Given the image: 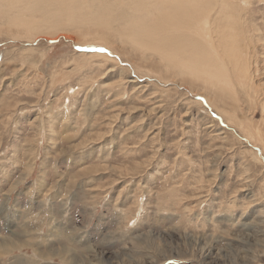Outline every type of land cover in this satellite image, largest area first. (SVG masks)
<instances>
[{
	"label": "rangeland",
	"instance_id": "374dc122",
	"mask_svg": "<svg viewBox=\"0 0 264 264\" xmlns=\"http://www.w3.org/2000/svg\"><path fill=\"white\" fill-rule=\"evenodd\" d=\"M195 11L264 64V0H0V264H264V74Z\"/></svg>",
	"mask_w": 264,
	"mask_h": 264
},
{
	"label": "bare ground",
	"instance_id": "6f19581e",
	"mask_svg": "<svg viewBox=\"0 0 264 264\" xmlns=\"http://www.w3.org/2000/svg\"><path fill=\"white\" fill-rule=\"evenodd\" d=\"M194 5H195V1L192 2ZM209 12V11H208ZM207 12V14L203 15V13H200V12H197L195 11L194 13H187V14H184V13H179L176 17L178 18H175V17H172L171 14H167L166 16V21H165V28L167 30V26L168 24L170 25V27H172V25L176 24V26H178L179 30H188L190 33H194L195 30L192 29L194 28V18L196 17L197 18V23H196V26H200V29H199V36L200 38L202 39V41L204 42V46H203V49L200 51L202 53L204 52H208L205 48L206 46H209V48L213 51V50H216V52L219 50V49H223V52H228L230 51V58L233 62V66L235 67L233 70L236 72V74H238L239 77H244L245 80L249 79L251 77V73L249 71V69L251 68V71L252 74H254V76H260L261 74H264V64L262 63V61L259 59L258 60V57H256L255 55H260L259 53V50L256 51V48L258 47L256 45V43L252 46V61L250 59V61H247L245 60L243 57H242V54L240 52V50H238V47L239 45L241 44V41H240V35H241V32L239 33H234L235 31H230V30H222L221 29V26L219 24L218 26V29L219 30H213V31H216L218 32L219 34H222V36L220 35L219 38H221V44H220V47L218 49V46L219 44L216 45V43H214V41L212 40V36H208L207 38V33L205 32H208V29L207 27L205 26L204 24V21L202 20L203 17H205V20H207L209 16V13ZM216 15V14H215ZM235 18V17H234ZM187 21V22H185ZM233 22V21H232ZM172 23V24H171ZM226 23V22H224ZM231 23V22H230ZM228 23V24H230ZM234 23V22H233ZM232 23V24H233ZM162 25V23H161ZM227 25V24H226ZM217 26V25H216ZM206 27V28H204ZM222 27H225V25L223 24ZM228 27H231L228 25ZM205 30V31H204ZM227 31V32H226ZM197 33V32H195ZM247 33V32H245ZM198 35V33H197ZM247 36V35H246ZM255 36H256V33H253V35L251 37H254L255 39ZM245 38V37H244ZM208 39V40H207ZM248 39V38H247ZM253 40V39H252ZM257 40V39H256ZM259 40V39H258ZM219 41V39H218ZM209 42H211L213 44V46H210L209 45ZM252 42V41H251ZM244 46V45H243ZM245 47V46H244ZM208 48V49H209ZM241 48V47H240ZM245 49V48H244ZM249 49V48H248ZM254 51V52H253ZM247 52V51H246ZM218 53V52H217ZM244 53H245V50H244ZM248 53V52H247ZM209 55L207 56H211L212 53L211 52H208ZM215 54V53H214ZM216 55V54H215ZM219 55V54H218ZM248 55V54H247ZM200 57H204V55H199ZM220 56V55H219ZM247 57V56H246ZM256 57V58H255ZM218 69H216V71H213L211 69V72H210V77L211 79L216 77V75L218 74H223L222 71H218ZM235 72H232L233 74ZM264 76V75H263ZM253 77V76H252ZM264 79V78H263ZM262 78L260 79L261 83L259 84L260 85V90L263 92V98H264V83H262L264 80ZM208 80V79H207ZM251 80V79H249ZM259 80V79H258ZM257 80V81H258ZM227 81V79H226ZM228 82V81H227ZM238 83V81H237ZM235 84V83H234ZM233 85V84H232ZM234 86V85H233ZM246 125V124H245ZM241 133V132H240ZM257 140V139H256ZM240 145V144H239Z\"/></svg>",
	"mask_w": 264,
	"mask_h": 264
}]
</instances>
